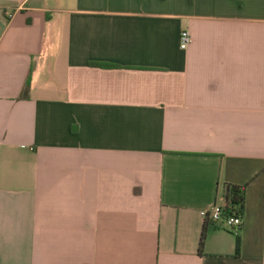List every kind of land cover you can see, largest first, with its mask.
Wrapping results in <instances>:
<instances>
[{"label":"crops","instance_id":"obj_1","mask_svg":"<svg viewBox=\"0 0 264 264\" xmlns=\"http://www.w3.org/2000/svg\"><path fill=\"white\" fill-rule=\"evenodd\" d=\"M0 264H264V0H0Z\"/></svg>","mask_w":264,"mask_h":264},{"label":"trees","instance_id":"obj_2","mask_svg":"<svg viewBox=\"0 0 264 264\" xmlns=\"http://www.w3.org/2000/svg\"><path fill=\"white\" fill-rule=\"evenodd\" d=\"M99 68L103 69H112L115 68L113 66L107 65V64H98L96 65ZM31 87V78L30 76L27 79V82L25 84V89L23 91V98H26L29 94V90ZM244 199H245V189L244 187H238V186H228L225 194H224V200H225V207H223V213L226 217H235V218H241L244 215ZM205 233L203 231L202 237H201V243L204 240ZM240 251V238H237V246H236V252L239 253Z\"/></svg>","mask_w":264,"mask_h":264},{"label":"built area","instance_id":"obj_3","mask_svg":"<svg viewBox=\"0 0 264 264\" xmlns=\"http://www.w3.org/2000/svg\"><path fill=\"white\" fill-rule=\"evenodd\" d=\"M191 43V36L187 31H183L180 34L179 46L181 50H186ZM201 216L212 222L213 224L226 226L233 232L238 233L243 226V220L241 218L226 217L223 213L222 206H213L209 210H204L201 212Z\"/></svg>","mask_w":264,"mask_h":264}]
</instances>
